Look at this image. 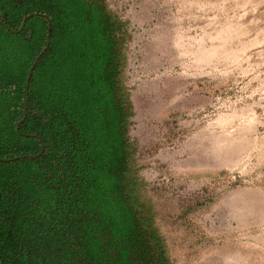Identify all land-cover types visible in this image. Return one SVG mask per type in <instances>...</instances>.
<instances>
[{
    "label": "rangeland",
    "instance_id": "374dc122",
    "mask_svg": "<svg viewBox=\"0 0 264 264\" xmlns=\"http://www.w3.org/2000/svg\"><path fill=\"white\" fill-rule=\"evenodd\" d=\"M99 2L119 45L127 177L154 253L168 264H264V0ZM23 18L2 25L17 33L36 22L45 35L31 67L0 80L6 161L45 149L22 127L52 23L44 13Z\"/></svg>",
    "mask_w": 264,
    "mask_h": 264
},
{
    "label": "trees",
    "instance_id": "16d2710c",
    "mask_svg": "<svg viewBox=\"0 0 264 264\" xmlns=\"http://www.w3.org/2000/svg\"><path fill=\"white\" fill-rule=\"evenodd\" d=\"M13 11L47 14L52 26L26 103L45 150L37 159L0 161V264H168L142 229L127 177L112 20L99 0H0L2 21ZM6 34L2 53L13 38ZM44 35L31 38V60Z\"/></svg>",
    "mask_w": 264,
    "mask_h": 264
},
{
    "label": "flooded vegetation",
    "instance_id": "af4514ba",
    "mask_svg": "<svg viewBox=\"0 0 264 264\" xmlns=\"http://www.w3.org/2000/svg\"><path fill=\"white\" fill-rule=\"evenodd\" d=\"M16 15H17L16 11H13L11 19L8 22H4L0 19V24L5 31H7V29L6 27L2 25V23H8L6 26L8 25L12 26L15 23L14 18L16 17ZM25 17H28V16H24L23 21ZM30 18H28V20ZM27 23L28 21L26 22V25L22 31H17V33L14 32L12 29L9 31V33L13 35V38L17 37L18 41L16 42V40H13V38H11L10 42L7 44L6 52L2 53V48L0 47L1 48L0 49V57H1L0 59V80H3L4 82L10 79L12 76L16 77V75L20 73V71L25 66V64L28 65V59H29L28 50L30 48L29 42L31 38L35 37V35L37 38L40 35L41 27L39 23L36 24V22L35 23L33 22L31 24L29 23V25H27ZM6 53L8 55L7 57L5 56ZM25 105H26V101H25ZM23 125L24 126L22 128L25 127L24 130L30 129L29 123H25ZM31 130H33V133H37L36 130L35 131L34 129H31ZM18 135H21L19 131H18ZM37 142L41 146L43 141L40 138H38ZM44 150H42V152H44ZM13 160L14 159H10V162ZM0 161H6V160L0 159ZM2 197L3 195L0 190V201L2 200ZM9 198L11 199V202L14 201L12 194L9 195ZM29 219L32 221L34 220L33 217H29ZM0 222L6 223V218L3 214H1V212H0Z\"/></svg>",
    "mask_w": 264,
    "mask_h": 264
},
{
    "label": "water",
    "instance_id": "95a60500",
    "mask_svg": "<svg viewBox=\"0 0 264 264\" xmlns=\"http://www.w3.org/2000/svg\"><path fill=\"white\" fill-rule=\"evenodd\" d=\"M36 63H37V62H35V64H36ZM35 64H34V65H35ZM32 74H33V68H32L31 71H30V76H29V79H28L29 81H30V78H31ZM42 150H44L43 146H42Z\"/></svg>",
    "mask_w": 264,
    "mask_h": 264
}]
</instances>
